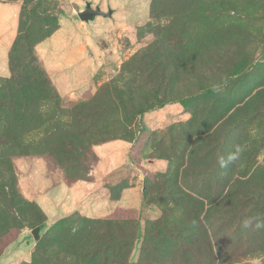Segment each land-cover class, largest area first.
Segmentation results:
<instances>
[{"label": "rangeland", "instance_id": "rangeland-1", "mask_svg": "<svg viewBox=\"0 0 264 264\" xmlns=\"http://www.w3.org/2000/svg\"><path fill=\"white\" fill-rule=\"evenodd\" d=\"M0 264H264V0H0Z\"/></svg>", "mask_w": 264, "mask_h": 264}, {"label": "water", "instance_id": "water-1", "mask_svg": "<svg viewBox=\"0 0 264 264\" xmlns=\"http://www.w3.org/2000/svg\"><path fill=\"white\" fill-rule=\"evenodd\" d=\"M110 14H111L110 12L103 13L98 7L96 9H92L90 6V3H87L85 10L83 12H80L78 14V17L80 20L87 22V21L93 20L96 16L107 17V16H110ZM40 229L41 227H37L32 230L31 235L34 241L39 240Z\"/></svg>", "mask_w": 264, "mask_h": 264}, {"label": "clouds", "instance_id": "clouds-1", "mask_svg": "<svg viewBox=\"0 0 264 264\" xmlns=\"http://www.w3.org/2000/svg\"><path fill=\"white\" fill-rule=\"evenodd\" d=\"M223 164H224V162H223V160H221V165L223 166Z\"/></svg>", "mask_w": 264, "mask_h": 264}]
</instances>
